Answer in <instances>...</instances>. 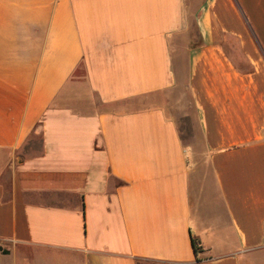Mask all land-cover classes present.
<instances>
[{
  "label": "crops",
  "instance_id": "1",
  "mask_svg": "<svg viewBox=\"0 0 264 264\" xmlns=\"http://www.w3.org/2000/svg\"><path fill=\"white\" fill-rule=\"evenodd\" d=\"M2 153L0 264H264V0H0Z\"/></svg>",
  "mask_w": 264,
  "mask_h": 264
},
{
  "label": "rangeland",
  "instance_id": "2",
  "mask_svg": "<svg viewBox=\"0 0 264 264\" xmlns=\"http://www.w3.org/2000/svg\"><path fill=\"white\" fill-rule=\"evenodd\" d=\"M191 32L192 31V27H191ZM79 73L82 74V70L79 71ZM177 123L179 124V129L181 130V136L183 137V139H186V131L185 133L182 132V129L184 128V126L186 127V121H185V125L182 122V119H177ZM37 144V143H36ZM36 150V147H35ZM10 161V156L7 155L6 153H2L0 154V175L4 176L5 174V170L7 169V163Z\"/></svg>",
  "mask_w": 264,
  "mask_h": 264
},
{
  "label": "trees",
  "instance_id": "3",
  "mask_svg": "<svg viewBox=\"0 0 264 264\" xmlns=\"http://www.w3.org/2000/svg\"><path fill=\"white\" fill-rule=\"evenodd\" d=\"M192 246L195 254L198 253V251L200 250L198 240L192 239Z\"/></svg>",
  "mask_w": 264,
  "mask_h": 264
}]
</instances>
